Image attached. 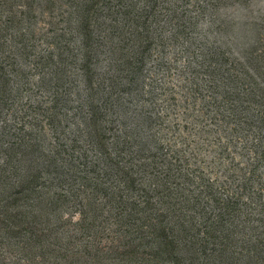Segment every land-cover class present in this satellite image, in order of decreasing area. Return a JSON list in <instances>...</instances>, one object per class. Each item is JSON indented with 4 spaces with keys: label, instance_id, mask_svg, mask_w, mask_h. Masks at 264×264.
Listing matches in <instances>:
<instances>
[{
    "label": "rangeland",
    "instance_id": "obj_1",
    "mask_svg": "<svg viewBox=\"0 0 264 264\" xmlns=\"http://www.w3.org/2000/svg\"><path fill=\"white\" fill-rule=\"evenodd\" d=\"M262 119L264 0H0V264H264Z\"/></svg>",
    "mask_w": 264,
    "mask_h": 264
},
{
    "label": "trees",
    "instance_id": "obj_2",
    "mask_svg": "<svg viewBox=\"0 0 264 264\" xmlns=\"http://www.w3.org/2000/svg\"><path fill=\"white\" fill-rule=\"evenodd\" d=\"M142 69H143V66H141L139 70H142ZM251 94H252V96H251V98H252L254 96L253 91H251ZM225 103H226L227 106H225ZM213 107L215 109L225 108V111L222 113L221 121H225V122L228 121V123H230V124L232 123L234 125H238L239 127L241 126V124L243 122V119H242L243 118V115H242L243 112L240 110V108H242V105L240 104V94L239 95H229L228 97H226V99L224 98L222 100L221 105L217 104V105H213ZM214 118H217V117L214 116ZM260 123H261V125L264 126V119H262L260 121ZM252 127L253 126L250 124L249 129L251 128V130H252ZM259 129H261V128H259ZM223 133H224V131H223ZM235 133H236L235 131L234 132H230L231 136H233ZM255 145L253 147H255ZM161 164H163V163H161ZM251 166L253 167L252 163H251ZM240 171H242V168L240 169ZM136 172L137 171H135V172L131 171L129 175L127 174V177H128L127 184H129V183L131 184L132 191L137 190V188L140 187L138 185H141L139 183H143V181H144V177L142 175H138V173H140V171L137 172V173ZM142 172H144V171H142ZM153 177L156 178L155 182L158 183L159 181H161V182H164L165 185H167L170 182V177L171 176H170L169 173H167V172H165L163 170L162 171L161 170H157L156 175L153 174ZM210 183L211 182L209 181L208 184H210ZM155 185H156V183H155ZM156 186H155V188H156ZM201 186L205 187L208 190V193H209L210 197L214 195V190H215L214 184L211 183L209 186H207L206 184L203 183ZM166 187L168 189V186H166ZM140 188H141L142 192L145 194V191H146L145 187L141 186ZM157 190L160 191V192H156L158 195L162 194V189L157 188ZM125 191L128 192V193L130 192L128 190H125ZM122 192H123V190L120 191V194H122ZM120 194H119V198H122V195L120 196ZM123 195L125 196V199L128 197V194H123ZM148 209H150V208L148 207Z\"/></svg>",
    "mask_w": 264,
    "mask_h": 264
}]
</instances>
